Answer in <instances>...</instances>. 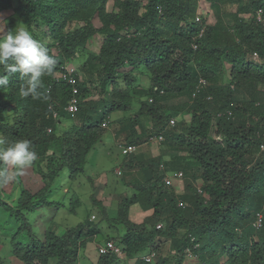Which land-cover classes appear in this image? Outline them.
I'll return each mask as SVG.
<instances>
[{
  "label": "trees",
  "instance_id": "trees-1",
  "mask_svg": "<svg viewBox=\"0 0 264 264\" xmlns=\"http://www.w3.org/2000/svg\"><path fill=\"white\" fill-rule=\"evenodd\" d=\"M111 1L108 10L109 0H0V9H12L7 32L23 26L41 41L32 25L46 27L42 39L56 59L39 98L20 95L19 73L0 88V137L30 142L38 156L32 166L43 181L35 192L21 187L14 203L5 199L10 197L6 185H0V241H8L10 256L23 264H78L87 243L108 241L121 248L124 258L106 246L90 264H128L163 238L174 252L158 253L153 264H186L187 249L196 257L191 264H264V151L256 155L264 142V0ZM201 2L213 22L204 12L196 21ZM96 34L103 36L102 43L77 76L79 109L73 117L65 110L71 86L55 76L83 55ZM126 65L146 73L149 86L132 87L137 75L118 70ZM200 78L210 85L197 89ZM137 98L140 109L129 115ZM175 99H181L178 105H169ZM116 112H124L117 121L126 143L146 137L140 115L159 127L178 114L189 121L182 118L166 131L168 159L128 156L137 193L120 197L115 218L93 197L107 227L87 218L61 234L45 227L39 236L30 212L51 204L52 184L62 170L69 171L71 181L85 172L87 155L105 130L102 122ZM65 119L71 123L58 132ZM160 161L166 170L183 172L182 193L164 184ZM78 204L73 196L69 210ZM135 204L151 211L141 222L131 218ZM257 213H262L259 228L253 226ZM0 264H7L1 255ZM134 264L150 263L138 257Z\"/></svg>",
  "mask_w": 264,
  "mask_h": 264
},
{
  "label": "rangeland",
  "instance_id": "rangeland-1",
  "mask_svg": "<svg viewBox=\"0 0 264 264\" xmlns=\"http://www.w3.org/2000/svg\"><path fill=\"white\" fill-rule=\"evenodd\" d=\"M13 3L16 0H12ZM111 0H109V8ZM144 3V1H141ZM199 12H208L206 6L204 7V2L200 3ZM5 12V13H4ZM0 11V34L7 33L6 22L4 18L10 14V11ZM209 22H213V16L209 13H204ZM97 22V20H95ZM22 27V26H21ZM33 31L39 35L40 39L44 38V35L47 32L46 27H40V25L33 24ZM103 36L96 34L94 36V43L89 47L87 53H98L100 49V44L102 43ZM86 53V52H85ZM83 57V56H82ZM74 67L81 66L78 58L73 62ZM129 67V66H127ZM140 79V81H139ZM139 84L145 86L146 81L148 82L147 76L142 74L138 78ZM142 83V84H141ZM181 100V99H180ZM179 99L170 101L171 104H177L180 102ZM137 105H134L132 108L134 111L137 110ZM132 115V112L129 113ZM113 117L120 118L123 116V113L116 112ZM184 116H180V120H183ZM186 121H189V116H185ZM149 119L142 118V121L146 123ZM71 122L68 119L63 120L57 126V130H62L65 128V125L70 124ZM182 131V128H179ZM145 149L148 152H151L153 155H159L161 150L157 148L156 145L145 147L141 146L138 150V155L144 153ZM148 155V153H147ZM129 161V158H125L120 151L118 141L116 137L112 135L111 129H105L101 137V141L98 142L95 147L89 152L85 164V172L77 177L75 181L69 180V171L67 169L62 170L57 178L53 181V186L51 188V196L49 197L50 203L48 206H44L36 209L33 212H30L31 221L33 223V228L39 236H42L45 227L56 228V233L61 234L65 229L74 227L87 218H91V215L94 214L95 218L92 219L95 223H99L100 227L106 226L104 222L101 209L99 204H95L93 197L96 200H99L103 206L108 211V216L110 218H115L120 197L124 194L131 197V195L137 193L134 189L133 183L130 181L133 177L134 172L130 174L126 173L127 167L126 162ZM116 169L119 170L117 173ZM17 179L20 181L18 182ZM186 181L179 182V184H174V189L178 193H182L185 189ZM42 186L41 177L34 172L32 167L27 168L22 173L14 175L12 179L6 186L4 190L7 195L5 199L14 203L17 198L20 196V188L25 187L35 192ZM73 196H78L79 204L74 207L75 211H70L69 206L71 198ZM63 200V203L61 202ZM58 202V203H57ZM131 218L134 221L141 222L142 217L145 214H150L151 211L144 212L141 210L138 204H135L131 208ZM139 214V215H137ZM107 227V226H106ZM105 227V228H106ZM97 240L100 241L101 238L97 237ZM8 241H0V255L6 260L7 264H21L16 258L10 256V247L8 246ZM160 242V245L158 244ZM159 248V254L165 256L167 253H173L174 250L170 249L169 239L156 241ZM96 248L95 243H87L86 247L80 251V263L78 264H90L96 262ZM130 262V263H129ZM128 264H133L132 261H129ZM192 259H186V264H191Z\"/></svg>",
  "mask_w": 264,
  "mask_h": 264
},
{
  "label": "clouds",
  "instance_id": "clouds-1",
  "mask_svg": "<svg viewBox=\"0 0 264 264\" xmlns=\"http://www.w3.org/2000/svg\"><path fill=\"white\" fill-rule=\"evenodd\" d=\"M204 7H205V5H204ZM199 10H200V8H199ZM0 11L1 12L10 11V14L12 13V9H6V10L0 9ZM260 12H261V10L259 11V13ZM204 13H208V12H204ZM259 13L256 15V18L260 21L261 19H260ZM10 14H8L4 18V20H7V22H8V17L10 16ZM200 14H202V12L197 13V17L195 18L196 21L200 20L199 19ZM7 22L5 25L6 29H7ZM203 29L204 28L201 29L199 36L202 35ZM47 31H48V29H47ZM48 35H49V32L47 33V36ZM41 41L35 39L34 36L32 35V33L29 32L23 26L17 27L12 31H8L7 33L0 34V88L8 87L10 77L19 73L20 79L23 81V83L21 84V87L19 88L20 95L23 97L31 96L32 98H39L40 97L41 93H40L39 89L42 87L43 78L45 76H50L53 73L55 66H56V59L54 58V56H52L50 54L49 49L46 46L47 41H44V39H41ZM89 47H91V46H89ZM89 47L85 50L86 53L83 52V55L77 57L78 60L80 61L81 66L74 67L75 65L73 64V62L76 59V58H74L71 63L68 62L65 65L64 72H60V74H58V75L56 74V76H55L56 80H59V78L62 77L61 76L62 74L68 73L71 70L70 75L73 76L76 80V83L74 85H71L62 77L63 80L71 86L72 95L69 98V100L65 106V110L73 117L75 116V114L77 113V111L79 109L78 108L79 107L78 106L79 101H78V97L76 96V94L78 93L77 76L82 77L83 62L88 58V56L90 54H94L92 52L87 53V50H89ZM193 47L196 48L195 45ZM98 53H95V54H98ZM252 58H257L256 52H254L252 54ZM127 66H129V67H127ZM118 70L119 71H126V72H134L137 75V81L132 85V87L139 89V88H147L149 86V81L148 82L146 81L145 86H143V85L138 86L139 81H140V79L138 81V78L143 73H140L136 69L133 70L132 66L126 65L122 68H119ZM144 75L147 76L146 73ZM147 78H148V76H147ZM209 85H210V82L207 79L200 78L198 80L197 89H199L200 87H203V86L205 87V86H209ZM73 87L76 88V91H73ZM111 89H112V84L109 83L107 86V90H106L107 95H110L108 93L111 91ZM153 89H156V86H153ZM159 91H160V93L163 92L162 90H159ZM95 97H97V96H95ZM72 99H75L76 104H77V110L74 113L70 112L67 109V107L70 104ZM147 100H148V102H152L154 99L152 97H148ZM134 105H137L138 107H136L137 108L136 111H134L133 108L131 109L132 115L136 114L138 112V110L140 109V103H138V98H137ZM169 105H173V104L170 103ZM174 105H178V104H174ZM120 113H123V116H124V112H120ZM114 114L115 113H113V115ZM181 115L182 114H178L175 116L168 117L164 122L165 125L160 126V127L158 125H161V124H159L156 121L154 122L153 118L148 117V116H144V114L140 115V117H139L140 122L144 125L146 132H147V135H146V137L143 138V141H139L137 143H126L125 139L122 136L118 135L119 123L117 121V118L113 117L112 114H110L108 119L104 120L101 125L105 129H111L112 130V135L114 137H116L120 151H121V154L124 157L128 158V156L137 155L138 150L141 146L145 147L147 145H150V146L156 145L157 148L161 150L159 155H157V156L153 155L151 152H148L146 149L144 151V154L147 155V153H148V155H150L152 157H156V158L161 156V158L163 160L164 159L166 160L170 156L169 150H167L166 144H165L166 131H168L169 129H171L172 127L177 125V123L180 121ZM52 116L55 119H57L58 118L57 111H53ZM142 118H148L149 120L146 123H144L142 121ZM184 119H185V116H184ZM62 122L63 121L59 122V124ZM67 126L68 125H65V128ZM65 128H63V129H65ZM62 130H60V131H62ZM47 131L50 132L51 128H48ZM60 131L58 130V132H60ZM217 138L219 140L223 141V139L220 135ZM128 146H133L134 149L132 151L124 152V149ZM263 151H264V142H262L260 144L259 151L256 153V155L257 156L262 155ZM140 154H142V153L139 152V155ZM37 159H38L37 153L35 152V150L32 149V147L30 146V142L28 140L18 139V140L9 142L5 138L0 137V185H7L12 179H14L15 174L22 173L27 168H30V167L33 168L32 165ZM126 169L128 171L126 173H128V174L133 172L132 170H129L128 168H126ZM116 171H117V173L119 172L118 169H116ZM159 171L162 175V180H163L165 185L174 186V184H179V182H182L185 180V176H184L182 171L166 170L165 164L163 161H160V163H159ZM176 172H181L182 176L179 179H174L173 184H166L164 181V178L166 176H170ZM35 173H37V172H35ZM194 184H195V187L197 189H198V186L200 188L202 187V181H197ZM42 185H43V181H42ZM199 192H202V191H199ZM261 217H262V213H257V218L253 222V226L255 228L260 227ZM91 218L94 219L95 215L92 214ZM92 219H90V220H92ZM156 227L162 228L163 224L158 223L156 225ZM108 242H112V241H108ZM108 242H106L102 246H101V244L95 243V248H96L95 254H96V256L97 255L99 256L100 253L104 252V251L100 250L101 248H105V251H106V249H107L106 246H107ZM158 244L160 245V242ZM158 244L155 243V244L151 245L144 252L138 254L136 256V258H132V259L127 260V263L129 261H132L134 264L135 260L138 257H140L141 259L145 260L146 262L153 264L157 260V257L159 255L158 254L159 253L158 252L159 251ZM170 245H171V243H170ZM197 245L198 244H196L195 246H197ZM110 249L113 250L117 254L118 257L124 258L125 253L121 250V248L119 246L118 247L114 246L113 248H110ZM186 257L188 259H192V260L196 258L195 255H193L192 251L189 249L186 250ZM19 262L21 264H23L21 261H19ZM248 264H253V263L248 262Z\"/></svg>",
  "mask_w": 264,
  "mask_h": 264
},
{
  "label": "built area",
  "instance_id": "built-area-1",
  "mask_svg": "<svg viewBox=\"0 0 264 264\" xmlns=\"http://www.w3.org/2000/svg\"><path fill=\"white\" fill-rule=\"evenodd\" d=\"M70 71H71V70H70ZM70 71H69L68 73H64V74H62L61 76H62V77L68 82V83H70L71 85H74V84L76 83V80H75V78H74L73 76L70 75ZM73 91H76V88H75V87H73ZM67 109H68L70 112H72V113H74V112L77 110V104H76V100H75V99H72V100H71V102H70V104L68 105ZM133 149H134L133 146H128V147H126V148L124 149V152L132 151ZM181 176H182V173H181V172H176V173H174V174H172V175H170V176H166V177L164 178V181H165L166 184H173L174 179H179ZM200 189H201V188L198 186V190H199V191H201ZM107 246H108L109 248H113V247H114L113 244H112V242H108V243H107ZM100 250H101V251H105V248H101Z\"/></svg>",
  "mask_w": 264,
  "mask_h": 264
},
{
  "label": "crops",
  "instance_id": "crops-1",
  "mask_svg": "<svg viewBox=\"0 0 264 264\" xmlns=\"http://www.w3.org/2000/svg\"><path fill=\"white\" fill-rule=\"evenodd\" d=\"M137 215H139V214H137ZM145 215H146V214H145ZM145 215L142 217V219H144Z\"/></svg>",
  "mask_w": 264,
  "mask_h": 264
}]
</instances>
